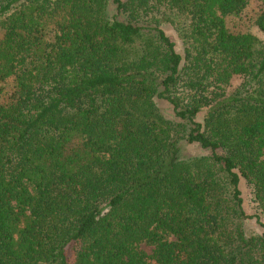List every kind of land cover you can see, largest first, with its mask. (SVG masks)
<instances>
[{"label": "trees", "instance_id": "16d2710c", "mask_svg": "<svg viewBox=\"0 0 264 264\" xmlns=\"http://www.w3.org/2000/svg\"><path fill=\"white\" fill-rule=\"evenodd\" d=\"M0 264H264V0H0Z\"/></svg>", "mask_w": 264, "mask_h": 264}, {"label": "rangeland", "instance_id": "374dc122", "mask_svg": "<svg viewBox=\"0 0 264 264\" xmlns=\"http://www.w3.org/2000/svg\"><path fill=\"white\" fill-rule=\"evenodd\" d=\"M108 12H113L111 10V7ZM162 29L164 33L166 34V36H168V38L173 42L175 52L178 55L182 56V46L178 38L168 27H163ZM250 32L253 33L254 35H257V33H255L253 29H250ZM154 102H155L157 109L160 111V113L164 117L168 119H173L170 108L164 101L155 99ZM201 115L202 113L198 114L196 117V120H200ZM178 146H179V155L181 157H195V156L209 155L208 150H203L194 143L187 144L185 142H180L178 143ZM217 154H220V152L217 151ZM238 188H239L240 197L242 200V210L246 216V219H244V222H243V228H244L245 234L246 235H259L261 233V228L259 227V225L256 223L254 219V216L257 211L256 203L253 201L250 190L242 179L239 180ZM260 221L262 222L261 219ZM140 249L146 253L150 252V248L143 246V245L140 246Z\"/></svg>", "mask_w": 264, "mask_h": 264}]
</instances>
